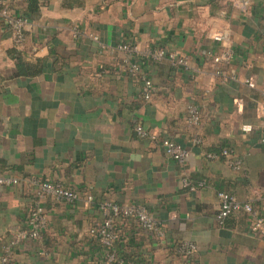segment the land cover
Here are the masks:
<instances>
[{
  "label": "crops",
  "instance_id": "crops-1",
  "mask_svg": "<svg viewBox=\"0 0 264 264\" xmlns=\"http://www.w3.org/2000/svg\"><path fill=\"white\" fill-rule=\"evenodd\" d=\"M13 45L0 17V174L81 194L75 202L41 199L47 228L11 245L15 264H101L90 230L104 220L105 201L146 205L160 225L161 233L146 231L118 217L120 254L137 248L151 264H264V236L251 229L249 213L224 224L216 218L220 191L264 214V0H47L18 47L28 74ZM150 48L184 54L189 66L145 56ZM227 49L232 59L218 75L212 53ZM128 60L139 64L137 75ZM143 75L155 86L149 101ZM190 104L200 109L198 125L187 119ZM138 124L186 147V162L139 136ZM224 148L243 169L208 157ZM184 178L205 185L190 189ZM36 201L25 182L0 187V250L29 228ZM184 241L197 251L178 254Z\"/></svg>",
  "mask_w": 264,
  "mask_h": 264
},
{
  "label": "built area",
  "instance_id": "built-area-1",
  "mask_svg": "<svg viewBox=\"0 0 264 264\" xmlns=\"http://www.w3.org/2000/svg\"><path fill=\"white\" fill-rule=\"evenodd\" d=\"M244 3L247 0H243ZM0 17L4 20L7 28L9 29L13 43L17 47L23 45L26 40L27 27L29 25V19L26 15L19 10H14L5 0H0ZM217 40H222L223 36H216ZM121 50L127 52H135L136 47L130 43H122L118 46ZM145 56L154 60L160 61L164 58H168L174 66L188 67L189 60L184 54L176 53L173 51H166L162 48L148 49L145 52ZM232 59V51L227 49L221 54L212 53V60L218 66L216 73L223 75V71L220 68L223 63L229 62ZM129 71L133 74L140 72V66L138 63L128 60ZM250 85H254L253 82L248 81ZM155 94V86L153 81L142 76L141 96L149 101ZM188 121L192 125H198L201 122V113L197 105L190 104L187 108ZM136 132L141 137H149L151 140L159 143L166 153L175 159L176 161L184 164L189 157L190 151L170 137H160L157 134L151 132L143 124L136 126ZM245 131L252 130L251 125L244 126ZM209 158L216 159L219 157L226 158L227 164L236 169H243V160L234 152L231 148H224L220 153H209ZM25 182L28 186L34 189L35 196L37 198L36 205L34 206L31 214L28 217L29 228L20 230L11 243L5 247L4 253L0 255V264H14L13 254L11 251V245L16 244L18 241L26 238L39 239L42 232H44L48 225L47 214L44 207L41 204V199L46 196H51L57 201L75 202L80 199L81 194L77 190L67 187L60 182L42 179L39 177H22L19 175H4L0 174V187H10L19 185ZM183 184L190 189H196L205 185V181L199 183H193L189 178H184ZM218 199L220 202L219 211L217 213V221L220 224H224L226 219L235 212L245 211L252 217L251 229L254 233L264 236V214L258 212L252 204L242 203L237 196L227 191L218 192ZM88 200L93 201L91 195L88 196ZM101 207L105 213L103 221L92 227L90 233L96 237L99 242L107 247V253L101 264H139L136 262L125 263L123 259L118 257L116 251L111 252L110 248L114 246L119 239L120 234L117 229L116 216L123 215L129 219L135 220L142 228L147 231H153L161 233L160 225L156 219L152 216L148 207L143 204H119L112 201H105L101 204ZM178 251L185 256H190L197 251V245L190 241H184L178 246Z\"/></svg>",
  "mask_w": 264,
  "mask_h": 264
},
{
  "label": "trees",
  "instance_id": "trees-1",
  "mask_svg": "<svg viewBox=\"0 0 264 264\" xmlns=\"http://www.w3.org/2000/svg\"><path fill=\"white\" fill-rule=\"evenodd\" d=\"M106 1L112 2L113 0H106ZM5 2L14 10L22 11L26 15V17H28V19H31L34 15L39 13L41 6L44 3H46L47 0H5ZM0 7H1V5H0ZM9 52L11 53L12 57L15 59L16 65L20 69L24 68L23 73L28 74L29 73V71H28L29 66H28V63L25 62V60H24L23 52L16 45H13ZM118 217L122 218L124 221L129 220V218L124 217L123 215L116 216V219ZM115 223L117 224V221H115ZM137 225H139V224L137 223ZM139 228L141 230H146V229L142 228L140 225H139ZM44 232H42L41 236L44 234ZM119 234H120V237L117 241H119L121 239V233L119 232ZM94 238H95V241L101 246V248L104 252V257H105V255L107 253V247L102 245L96 237H94ZM117 241H116V243H117ZM8 243H11V241ZM8 243L4 246V249L6 246L9 245ZM116 243L114 244V246L112 248H110L111 252L116 251V249H115ZM179 245H180V243H178L176 245L175 250H177L178 254L183 255L177 249ZM4 249L0 250V255H2L4 253ZM116 253L118 254V257L120 259H123V261L125 263L136 262L139 264H146L148 262L149 264H151V262L146 258V256L143 253H141L139 250H137V248H131L128 252H125L123 254H120L117 251H116ZM183 256H185V255H183ZM116 264H118V263H116Z\"/></svg>",
  "mask_w": 264,
  "mask_h": 264
}]
</instances>
